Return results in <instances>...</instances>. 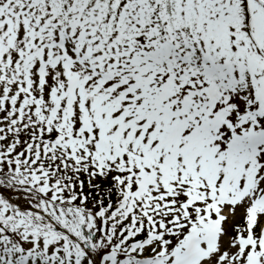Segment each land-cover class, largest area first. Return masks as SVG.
<instances>
[{"label": "snow or ice", "instance_id": "6c2138e0", "mask_svg": "<svg viewBox=\"0 0 264 264\" xmlns=\"http://www.w3.org/2000/svg\"><path fill=\"white\" fill-rule=\"evenodd\" d=\"M0 264H264V0H0Z\"/></svg>", "mask_w": 264, "mask_h": 264}]
</instances>
